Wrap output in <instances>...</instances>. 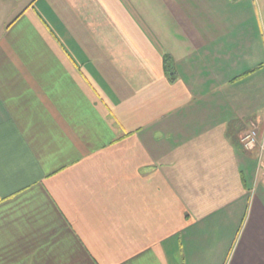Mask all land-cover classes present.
Listing matches in <instances>:
<instances>
[{
    "label": "crops",
    "instance_id": "0c3cea01",
    "mask_svg": "<svg viewBox=\"0 0 264 264\" xmlns=\"http://www.w3.org/2000/svg\"><path fill=\"white\" fill-rule=\"evenodd\" d=\"M237 1L0 0V264H264Z\"/></svg>",
    "mask_w": 264,
    "mask_h": 264
},
{
    "label": "rangeland",
    "instance_id": "374dc122",
    "mask_svg": "<svg viewBox=\"0 0 264 264\" xmlns=\"http://www.w3.org/2000/svg\"><path fill=\"white\" fill-rule=\"evenodd\" d=\"M242 1H244V0H238L237 2H242ZM245 1H248L249 3H251L250 11H251V13L253 12L254 14H252V15L255 16V17H253V20H252L253 28L255 26L258 29L260 26L255 25V22H257L259 24V20H257L259 18V16H261V19H263V21L261 20V22H264V0H256V1L255 0H245ZM259 7L261 8V11H260ZM258 36H260V35H258ZM260 37H261V41H262L261 44L262 45L259 48V50L257 51L258 54H256V53H254V54H256L260 57V65H262L263 66L262 68H264V35H263V33H261ZM218 61L220 64L222 63V60H218ZM245 70H246V68L243 69V71H245ZM261 120H260V125L258 124L256 126L260 130H262L264 128V115L262 116ZM249 125L250 126L244 131V133L251 127V123ZM255 151H257V150H255ZM259 161H260V167L262 169V174L264 175V157L260 158Z\"/></svg>",
    "mask_w": 264,
    "mask_h": 264
},
{
    "label": "built area",
    "instance_id": "2783aa9c",
    "mask_svg": "<svg viewBox=\"0 0 264 264\" xmlns=\"http://www.w3.org/2000/svg\"><path fill=\"white\" fill-rule=\"evenodd\" d=\"M240 141L246 151L258 150L264 155V128L260 130L256 126L253 127L240 137Z\"/></svg>",
    "mask_w": 264,
    "mask_h": 264
},
{
    "label": "trees",
    "instance_id": "16d2710c",
    "mask_svg": "<svg viewBox=\"0 0 264 264\" xmlns=\"http://www.w3.org/2000/svg\"><path fill=\"white\" fill-rule=\"evenodd\" d=\"M240 143H241V141H240ZM242 144V143H241ZM243 146V145H242ZM244 148V147H243ZM245 150V149H244ZM257 152H259L258 150H257ZM261 154V153H260Z\"/></svg>",
    "mask_w": 264,
    "mask_h": 264
}]
</instances>
